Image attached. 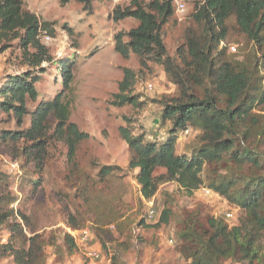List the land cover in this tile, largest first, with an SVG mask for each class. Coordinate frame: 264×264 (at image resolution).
<instances>
[{"label":"trees","instance_id":"16d2710c","mask_svg":"<svg viewBox=\"0 0 264 264\" xmlns=\"http://www.w3.org/2000/svg\"><path fill=\"white\" fill-rule=\"evenodd\" d=\"M73 1L90 14L97 0H60L62 5ZM191 1L195 9L190 26L174 56L165 43L164 28L174 16L175 0H132L113 12L115 22L132 19L137 23L128 33L115 36L117 54L124 60L134 54L143 67L149 62L163 67L177 89L162 103L158 122L167 136L161 143L147 142L146 134L120 128L130 152L129 169L139 170L136 180L145 200L153 199L166 183H177L189 195L208 186L243 211V223L233 227L214 217L203 221L199 213L183 219L178 240L187 264H223L228 260L264 264V0ZM48 28V23L26 9L23 0H0L1 52L18 41L25 62L33 69L10 78L0 91V113L17 126L14 131L0 129V146L14 147L17 154L20 151L21 156L42 164L54 141L64 144L78 177L68 228L80 231L91 222L90 231L105 250L115 240L110 230L115 228L126 237L127 252L133 220L122 206L125 186L118 174L122 169L95 163L92 170L97 174L92 177L77 167L79 147L91 136L70 122V107L64 101L76 65L59 64L62 94L42 101L34 110L29 107L39 99L36 84L41 81L39 73H45L43 64L54 60L40 41ZM234 33L238 39L232 41H242L244 47L231 54L227 44ZM135 79L136 73L124 70L114 106H141L137 97L131 96ZM28 118L30 126L25 127ZM190 128L199 135L186 153L179 154L180 138L191 132ZM159 170L164 173L157 175ZM6 187L0 177V228L6 227L8 232L7 240L0 243V257L11 258L14 264H49V250L57 263L79 253L67 231L60 237H47L26 213L11 209L18 199L7 193ZM171 216L172 210L166 209L160 224L169 225Z\"/></svg>","mask_w":264,"mask_h":264},{"label":"rangeland","instance_id":"374dc122","mask_svg":"<svg viewBox=\"0 0 264 264\" xmlns=\"http://www.w3.org/2000/svg\"><path fill=\"white\" fill-rule=\"evenodd\" d=\"M23 1L27 10L49 24L40 41L54 59L42 66L45 73H39L41 81L36 84L39 99L29 104L30 109L34 110L42 101H52L63 93L59 64L74 63L75 78L64 101L70 107V122L91 136L79 147L77 167L92 177L97 174L92 170L95 163L122 169L118 173L125 186L122 206L126 215H130L133 220L129 251L125 252L129 246L126 237H121L115 228H110L115 240L107 244L108 249H103L97 239L92 246L101 248L105 255H114V264H187L178 234L180 224L189 214L199 213L203 221L214 217L230 227L241 225L245 217L243 211L215 193L205 194L204 189H209L208 186L189 195L177 183L160 186L152 199L158 208L159 217L152 222L146 221V200L141 196V188L136 180L137 170L129 169L130 152L120 128H130L136 135L146 134L147 142L161 143L167 136V131L158 122L162 103L172 98L177 89L169 81L163 67L152 62L143 67L138 56L133 54L129 60H124L115 51V36L121 32L128 33L137 27V23L132 19L115 22L113 12L118 6L130 5L132 0H97L90 14L74 1L67 5H62L60 0ZM141 1L149 3L152 0ZM178 4L185 5L184 14L178 12ZM194 9L195 4L191 0L174 2V16L164 28L165 43L171 56L184 44ZM232 39H238L235 33L227 44L229 53L235 54L244 47V43L241 41L236 44ZM232 47L236 48V52L231 50ZM125 69L136 73L131 96L137 97L140 107L113 105ZM31 70L18 47V41L12 42L11 47L4 52H1L0 47V91L10 78L22 76ZM150 85L153 86L152 90L149 89ZM27 126H30L29 118L25 123ZM16 127L15 121L0 113V129L14 131ZM190 130L189 134L185 133L180 138L177 148L179 154L186 153L187 146L199 135L194 129ZM76 172L68 161V149L62 143L53 142L42 164L21 156L20 151L17 154L14 147L0 146V177L7 185V193L18 199L10 208L26 213L39 232L47 237H60V233L67 231L68 215L74 212L73 197L78 180ZM162 173L159 170L157 175ZM40 183L41 188H36ZM166 209L172 210L170 223L161 225L160 217ZM227 214H232V218H228ZM84 228L91 230V222H87ZM7 238L6 227L0 228V243ZM48 253L50 264H55V256L51 250ZM0 264L14 262L11 258L0 257ZM62 264L97 263L90 262L79 252L65 259ZM223 264L244 263L228 260Z\"/></svg>","mask_w":264,"mask_h":264},{"label":"built area","instance_id":"2783aa9c","mask_svg":"<svg viewBox=\"0 0 264 264\" xmlns=\"http://www.w3.org/2000/svg\"><path fill=\"white\" fill-rule=\"evenodd\" d=\"M178 12L184 14L186 12V7L184 4H178ZM49 41V38H46ZM231 50L236 52V48L232 47ZM149 89L152 90L153 86L150 85ZM187 134L190 131L186 132ZM205 194L210 195L213 193L209 189H204ZM146 219L149 222L154 221L159 217L158 208L154 200H146ZM228 218H232V214L226 215ZM67 232L74 238L76 246L80 253H82L87 260L97 264H114L112 254L105 255L101 248L93 247V241H95V236L91 233L89 229H83L80 231H74L67 228Z\"/></svg>","mask_w":264,"mask_h":264},{"label":"crops","instance_id":"0c3cea01","mask_svg":"<svg viewBox=\"0 0 264 264\" xmlns=\"http://www.w3.org/2000/svg\"><path fill=\"white\" fill-rule=\"evenodd\" d=\"M139 173V170H137L136 175ZM51 259V258H50ZM55 261V260H54ZM55 264H62V263H57L56 261L54 262ZM49 264H50V260H49Z\"/></svg>","mask_w":264,"mask_h":264}]
</instances>
